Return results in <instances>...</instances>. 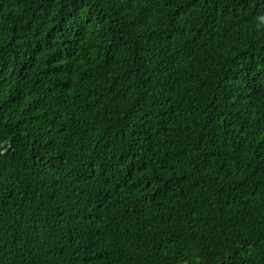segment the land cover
Here are the masks:
<instances>
[{
    "label": "trees",
    "instance_id": "1",
    "mask_svg": "<svg viewBox=\"0 0 264 264\" xmlns=\"http://www.w3.org/2000/svg\"><path fill=\"white\" fill-rule=\"evenodd\" d=\"M0 264H264V0H0Z\"/></svg>",
    "mask_w": 264,
    "mask_h": 264
}]
</instances>
